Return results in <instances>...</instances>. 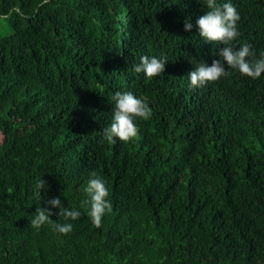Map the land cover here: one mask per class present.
<instances>
[{
  "label": "trees",
  "instance_id": "16d2710c",
  "mask_svg": "<svg viewBox=\"0 0 264 264\" xmlns=\"http://www.w3.org/2000/svg\"><path fill=\"white\" fill-rule=\"evenodd\" d=\"M231 3L234 46L260 58L264 0ZM206 12L203 0H0V264H264V74L225 63L229 75L191 86L223 47L199 36ZM161 55L160 76L134 71ZM129 91L152 115L110 144L113 97ZM93 171L112 205L100 228L80 207ZM56 197L81 211L51 209L67 235L30 223Z\"/></svg>",
  "mask_w": 264,
  "mask_h": 264
},
{
  "label": "clouds",
  "instance_id": "9594fccd",
  "mask_svg": "<svg viewBox=\"0 0 264 264\" xmlns=\"http://www.w3.org/2000/svg\"><path fill=\"white\" fill-rule=\"evenodd\" d=\"M45 3L48 0H44ZM203 5L207 12L198 18L196 24L199 29V36L207 42H219L223 47L219 50V59H214L209 66L201 61L195 69L188 73L192 87H199L208 82L218 81L220 78L229 75L225 70V63L228 69H235L241 75L252 79L260 78L264 74V53L260 58L256 57L253 46L247 42L234 46L233 42L240 36L237 22L240 19L239 13L231 3V0L223 4L218 0H203ZM12 12L20 13V9H12ZM6 18V17H3ZM185 30L190 31L192 24L185 22ZM168 60L165 56H143L140 63L135 66L136 73H143L147 79L160 76L165 71ZM114 108L112 110V121L109 126L103 128V138L110 144L116 143L119 139L128 142L138 136L139 128L137 118L147 120L152 115V109L143 99L137 98L132 92H116L114 97ZM48 187L47 182L39 179L36 182L33 198L40 200L42 190ZM87 198L81 201V208L87 210L88 216L96 228L102 226V218L106 212H111L112 205L107 199L109 189L106 182L95 172L90 173V179L83 189ZM50 207H37L31 226L39 229L48 224L60 234L67 235L73 229L71 222L54 223L51 219L52 208L59 210V215L65 221H75L81 216V211L76 208L68 209L63 207V202L59 197L47 201Z\"/></svg>",
  "mask_w": 264,
  "mask_h": 264
},
{
  "label": "rangeland",
  "instance_id": "374dc122",
  "mask_svg": "<svg viewBox=\"0 0 264 264\" xmlns=\"http://www.w3.org/2000/svg\"><path fill=\"white\" fill-rule=\"evenodd\" d=\"M5 24V18H1L0 17V31H1V27ZM0 139H1V134H0Z\"/></svg>",
  "mask_w": 264,
  "mask_h": 264
}]
</instances>
